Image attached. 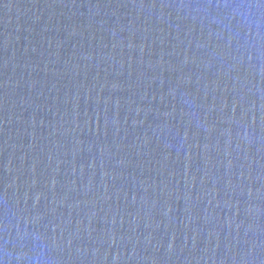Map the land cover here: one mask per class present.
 <instances>
[{
  "label": "water",
  "instance_id": "water-1",
  "mask_svg": "<svg viewBox=\"0 0 264 264\" xmlns=\"http://www.w3.org/2000/svg\"><path fill=\"white\" fill-rule=\"evenodd\" d=\"M0 264H264V0H0Z\"/></svg>",
  "mask_w": 264,
  "mask_h": 264
}]
</instances>
